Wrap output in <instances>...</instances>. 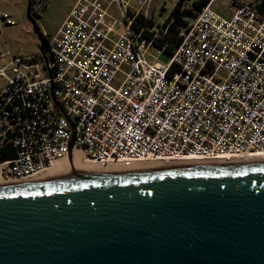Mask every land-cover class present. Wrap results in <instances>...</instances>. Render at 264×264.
<instances>
[{
	"label": "built area",
	"instance_id": "2783aa9c",
	"mask_svg": "<svg viewBox=\"0 0 264 264\" xmlns=\"http://www.w3.org/2000/svg\"><path fill=\"white\" fill-rule=\"evenodd\" d=\"M211 1L161 60L148 0H75L47 37V61L38 50L0 64V139L16 147L0 181L40 177L74 152L124 168L264 159V15L248 1L221 14Z\"/></svg>",
	"mask_w": 264,
	"mask_h": 264
},
{
	"label": "water",
	"instance_id": "95a60500",
	"mask_svg": "<svg viewBox=\"0 0 264 264\" xmlns=\"http://www.w3.org/2000/svg\"><path fill=\"white\" fill-rule=\"evenodd\" d=\"M0 264H264V164L2 186Z\"/></svg>",
	"mask_w": 264,
	"mask_h": 264
},
{
	"label": "rangeland",
	"instance_id": "374dc122",
	"mask_svg": "<svg viewBox=\"0 0 264 264\" xmlns=\"http://www.w3.org/2000/svg\"><path fill=\"white\" fill-rule=\"evenodd\" d=\"M192 1L193 0H148L143 8L147 11L148 16L155 20L156 25H161L166 20V18L171 15L174 7L179 5L180 9H187L192 7ZM239 1L257 3L258 0H212L211 5L215 10H217V12L227 15L234 8V2ZM27 2L28 0H0V22L3 14H12L16 22V24H12L4 28L2 27V31L0 32L2 44L1 48L4 52L9 50L7 55L14 54V52L17 51H29L31 49L39 48V45H36V40L39 39V37L34 27L32 26L31 32L26 30L25 28V24L29 20ZM45 3V1L41 3V6L38 9L39 12H33L32 16L34 17V20L36 21L42 34L51 39L52 36L58 31L63 19L66 18L73 4V1L48 0V2L46 3L47 5H45ZM113 13L118 14L117 11H113ZM185 18L190 21L193 19L192 16L188 15H185ZM153 50L157 52L155 48H153ZM158 58L161 60H167L168 55L163 52L159 54ZM235 164L237 163H232L231 166ZM127 172L137 173L136 170ZM83 173L85 174L88 172L83 170L80 171V174ZM103 175L106 176L109 174ZM0 185L2 186V184Z\"/></svg>",
	"mask_w": 264,
	"mask_h": 264
},
{
	"label": "bare ground",
	"instance_id": "6f19581e",
	"mask_svg": "<svg viewBox=\"0 0 264 264\" xmlns=\"http://www.w3.org/2000/svg\"><path fill=\"white\" fill-rule=\"evenodd\" d=\"M82 156V157H80ZM203 161V162H201ZM232 163H237L235 165H248V164H264V159L258 158H245L236 159L230 163L224 161H212V160H197V159H190V160H174L172 162L166 163L165 161H156V160H142L138 162H134L131 168H124L121 166L120 163H110L107 167H102L96 164H90L83 160V155L80 152H74L72 158H64L58 159L53 163V166L43 175L40 177H35L33 179H24V180H10V181H0L2 186H17V185H24V184H35L39 182H52V181H68V180H75L78 176L80 171H86L90 174H126L127 171L136 170L137 173H147V172H157L161 170H168L170 168H187V167H194V166H203L209 165L212 167L218 166H230ZM242 163V164H240ZM248 163V164H246ZM242 165V166H243ZM95 172V173H94ZM124 172V173H122ZM0 185V187H2Z\"/></svg>",
	"mask_w": 264,
	"mask_h": 264
},
{
	"label": "trees",
	"instance_id": "16d2710c",
	"mask_svg": "<svg viewBox=\"0 0 264 264\" xmlns=\"http://www.w3.org/2000/svg\"><path fill=\"white\" fill-rule=\"evenodd\" d=\"M211 0H193L192 7L180 9L179 5L174 7L171 15H169L162 25H158V30L162 33L160 36L155 37V45L158 47H164V53L167 55H172L176 47L181 42L182 35L180 34L183 26L190 20L185 18V15L192 16V18L197 14L200 8H203L210 3ZM30 2L31 15H33L32 3ZM259 8V11L264 15V0H258L255 3ZM153 24V20L149 21ZM1 32V30H0ZM45 41L47 42V37ZM1 47V46H0ZM1 55V49H0ZM16 147L12 142L1 141L0 139V162L6 159H11L15 157Z\"/></svg>",
	"mask_w": 264,
	"mask_h": 264
},
{
	"label": "crops",
	"instance_id": "0c3cea01",
	"mask_svg": "<svg viewBox=\"0 0 264 264\" xmlns=\"http://www.w3.org/2000/svg\"><path fill=\"white\" fill-rule=\"evenodd\" d=\"M44 1L46 3L48 2V0H44ZM71 1H73V4H74L75 0H71ZM239 2H244V1H239ZM46 3H45V5H47ZM234 8H235V6H234ZM233 9H232V11H233ZM19 15H20V12H19ZM9 16H10L11 19H14L13 18L14 16L12 14L11 15L9 14ZM2 17H3V15H2ZM2 17H1V22H0V30L1 31H2V27L4 28L6 26H9L8 24H4L3 23ZM15 24H16V22H15ZM25 28H26V30H28L30 32L32 31V24H31V22L29 20H28V22H26ZM36 45H39V48H40L41 42H40L39 39L36 40ZM0 46L2 47L1 37H0ZM1 47H0V49H1L0 64H4L5 62H7L14 55L19 56V55H24V54H29V53H36L39 50V48H35V49H31L29 51H17V52H14V54L7 55L9 50H7L6 52H4Z\"/></svg>",
	"mask_w": 264,
	"mask_h": 264
}]
</instances>
